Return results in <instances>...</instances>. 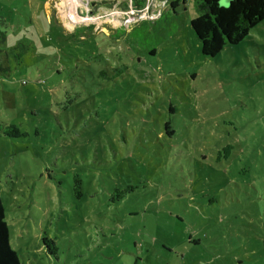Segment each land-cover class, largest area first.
I'll return each mask as SVG.
<instances>
[{"label":"rangeland","instance_id":"374dc122","mask_svg":"<svg viewBox=\"0 0 264 264\" xmlns=\"http://www.w3.org/2000/svg\"><path fill=\"white\" fill-rule=\"evenodd\" d=\"M198 2L0 0V122L26 133L0 134V198L21 264H264V19L204 56Z\"/></svg>","mask_w":264,"mask_h":264},{"label":"trees","instance_id":"16d2710c","mask_svg":"<svg viewBox=\"0 0 264 264\" xmlns=\"http://www.w3.org/2000/svg\"><path fill=\"white\" fill-rule=\"evenodd\" d=\"M137 9L146 5V0H137ZM199 14L190 20V26L200 42V52L204 56L216 55L225 45L236 44L241 41L249 30L264 19V0H228V4L220 5V0H199ZM19 56V54H17ZM125 69V65L116 68L111 78H114ZM105 75L104 70L99 71V76ZM164 131L171 137L174 130L165 122ZM0 134L7 137H24L26 133L9 123L0 122ZM228 156H225V158ZM134 189L127 186L124 190L116 191L119 199L123 193ZM73 193L80 198L81 178L73 177ZM46 251L55 254L57 251L54 242L49 238H42ZM0 264H21L17 253L9 243V231L5 221V213L0 198Z\"/></svg>","mask_w":264,"mask_h":264}]
</instances>
